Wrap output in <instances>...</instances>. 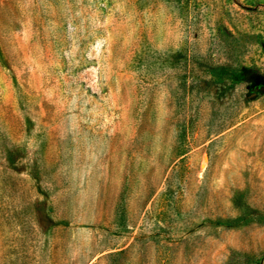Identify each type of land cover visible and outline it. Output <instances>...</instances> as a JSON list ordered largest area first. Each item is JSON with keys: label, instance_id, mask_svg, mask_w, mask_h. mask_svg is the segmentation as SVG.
I'll return each instance as SVG.
<instances>
[{"label": "rangeland", "instance_id": "rangeland-1", "mask_svg": "<svg viewBox=\"0 0 264 264\" xmlns=\"http://www.w3.org/2000/svg\"><path fill=\"white\" fill-rule=\"evenodd\" d=\"M0 264H264V0H0Z\"/></svg>", "mask_w": 264, "mask_h": 264}]
</instances>
